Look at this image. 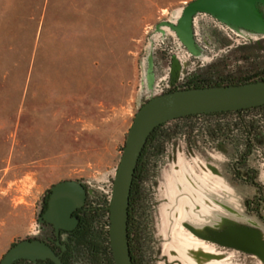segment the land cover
Masks as SVG:
<instances>
[{"label":"rangeland","instance_id":"obj_1","mask_svg":"<svg viewBox=\"0 0 264 264\" xmlns=\"http://www.w3.org/2000/svg\"><path fill=\"white\" fill-rule=\"evenodd\" d=\"M191 1L0 0V259L47 233L38 217L54 183L79 181L90 202L104 200L147 99L181 89L194 72L204 81L264 77L263 28L197 11L195 46L181 39ZM244 115L249 141L234 129L204 140L174 127L142 187L143 264H264L189 229L244 224L264 241V108Z\"/></svg>","mask_w":264,"mask_h":264},{"label":"water","instance_id":"obj_2","mask_svg":"<svg viewBox=\"0 0 264 264\" xmlns=\"http://www.w3.org/2000/svg\"><path fill=\"white\" fill-rule=\"evenodd\" d=\"M264 0H193L189 3L176 29L181 39L190 45L191 17L197 11L208 12L217 18L241 27L254 23L261 29L263 21L256 3ZM264 105V80L228 85L189 87L162 92L143 102L135 112L127 130L111 187L107 211L108 240L113 264H133L127 236L128 199L134 170L143 146L158 125L178 117L193 114L237 111ZM87 190L76 180L65 179L49 188L46 209L39 221L50 223L55 235L60 230H72L79 219L73 212L83 207ZM199 238L218 246L254 255L264 263V241L257 227L227 224L219 229L206 228ZM58 244H60L58 242ZM20 259L36 263L50 260L63 264L59 255L44 240L25 238L15 242L2 255L0 264H13Z\"/></svg>","mask_w":264,"mask_h":264},{"label":"trees","instance_id":"obj_3","mask_svg":"<svg viewBox=\"0 0 264 264\" xmlns=\"http://www.w3.org/2000/svg\"><path fill=\"white\" fill-rule=\"evenodd\" d=\"M241 82L243 81H239L233 77H218L194 87L228 85ZM263 108L264 105H261L237 111L187 115L167 121L154 128L139 155L128 199L127 236L133 264H143L142 260L139 259L140 252H142V229L139 220V208L143 201L142 187L151 175L152 162L162 154L165 143L175 137L179 132L175 128L180 126V128L190 133L196 130L204 140H209L211 137L217 140L221 137L226 138L227 132L234 129L241 133L246 141H249L253 127L251 122L246 121L244 113ZM181 121L183 123L181 125L178 124ZM172 122H177L178 125H170ZM231 126H233L232 129ZM102 214L103 217L107 215V219L109 220L108 211H105L103 208H95L87 213L85 217L86 226L76 236V258L83 259V264H113L108 240V229L104 228L103 224L105 222L101 221ZM22 261L18 260L13 264H20Z\"/></svg>","mask_w":264,"mask_h":264},{"label":"flooded vegetation","instance_id":"obj_4","mask_svg":"<svg viewBox=\"0 0 264 264\" xmlns=\"http://www.w3.org/2000/svg\"><path fill=\"white\" fill-rule=\"evenodd\" d=\"M256 7L261 15L263 26L261 28L264 29V3L257 2ZM258 26L254 23H249L248 26L244 28L253 29L255 30ZM192 46H195L194 42H191ZM219 76V75H218ZM203 77V76H202ZM234 78V77H233ZM255 80H264V77L261 75H258V73H251L248 76H245L243 79L239 81H255ZM207 81H204V78L201 79V74H198L194 72L190 77L188 78L187 82L182 83L179 87L181 89L183 88H189L198 86L201 84L206 83ZM177 87V88H179ZM49 191L47 193L46 199H44L40 214L46 209L47 207V199H48ZM95 206H93L90 201L88 200V197L86 196L85 203L82 208L77 209L73 212V215L77 216L79 219L78 224L76 227L72 230H60L59 236L55 235L54 229L50 223H47L45 221H40L44 226L45 229H47V233L42 237H36L41 240H44L47 244L53 248L55 253H57L62 261L63 264H75L77 260V253L76 250H74V246L70 245V239L73 238L76 240V236L79 234L80 230L83 229L86 226V214L91 212V210H94ZM84 224V225H83ZM51 229V231H50ZM34 238V237H33ZM58 242L60 244H58ZM23 260L20 262V264H54L50 260H39L36 263L31 262L29 260Z\"/></svg>","mask_w":264,"mask_h":264},{"label":"built area","instance_id":"obj_5","mask_svg":"<svg viewBox=\"0 0 264 264\" xmlns=\"http://www.w3.org/2000/svg\"><path fill=\"white\" fill-rule=\"evenodd\" d=\"M112 187V186H111ZM110 196H111V188L110 190L108 191V193H106L105 197H104V200L101 201V203L99 204H95L94 202H90L93 206L97 207V208H100V209H104L105 211L107 210V206L109 204V200H110ZM103 222H105L103 225H104V228L108 229V226H109V220L107 219V215L104 216V219H103Z\"/></svg>","mask_w":264,"mask_h":264}]
</instances>
